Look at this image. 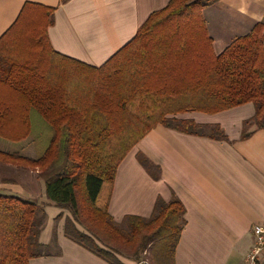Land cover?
Segmentation results:
<instances>
[{
	"label": "trees",
	"instance_id": "1",
	"mask_svg": "<svg viewBox=\"0 0 264 264\" xmlns=\"http://www.w3.org/2000/svg\"><path fill=\"white\" fill-rule=\"evenodd\" d=\"M216 1L170 0L100 66L53 49L52 6L26 2L0 37V137L16 143L30 138L35 150L29 156L0 149V164L36 170L49 202L71 213L65 235L109 264H128L120 245L133 252L129 259L150 251L162 264H175L186 223L178 197H159L149 218L127 215L117 222L108 209L120 163L148 132L162 124L227 139L219 124L176 115L249 102L255 114L242 136H249L251 125L264 128V19L216 53L203 15ZM137 159L159 179L160 168L145 154ZM46 205L0 192V264H31L50 253L51 244L41 241Z\"/></svg>",
	"mask_w": 264,
	"mask_h": 264
},
{
	"label": "crops",
	"instance_id": "2",
	"mask_svg": "<svg viewBox=\"0 0 264 264\" xmlns=\"http://www.w3.org/2000/svg\"><path fill=\"white\" fill-rule=\"evenodd\" d=\"M169 1L0 0V37L17 20L26 2L52 6L56 8L54 24L49 27L53 49L100 66L136 35L152 12ZM219 1L225 4L217 6L218 18L225 23H213L211 27L210 5L203 9L216 53L264 19V0ZM254 114L255 106L249 102L215 113L176 115L198 123L219 124L227 139L158 124L118 167L108 206L114 220L121 222L127 215L149 218L159 197L168 202L176 196L185 206L186 223L175 250V264H241L253 245V227L264 224V128L251 125L249 136H242L244 122ZM138 152L160 168L159 179L138 161ZM7 180L0 179V192L47 203L41 241L51 244L50 253L32 259L31 264H109L65 235V218L71 216L68 210L49 202L43 191L38 197L25 195L15 187V181ZM61 212L63 217L56 220ZM55 230L56 244L52 242Z\"/></svg>",
	"mask_w": 264,
	"mask_h": 264
},
{
	"label": "rangeland",
	"instance_id": "3",
	"mask_svg": "<svg viewBox=\"0 0 264 264\" xmlns=\"http://www.w3.org/2000/svg\"><path fill=\"white\" fill-rule=\"evenodd\" d=\"M222 1L215 2L210 4L209 7V15H211L210 19L208 18V24L211 25L213 23H217L220 25L223 21L221 20V17L218 18L220 15V7H217L218 5L225 4L224 2L221 3ZM225 23V22H223ZM29 140L23 141V143H16V142H11L8 140L3 139L0 137V149H6L7 151H19L21 154L24 155H29V156H34V148L32 142ZM6 144V146H4ZM4 177L7 179H12L13 181L16 182L15 187L19 188L23 194H28V195H33V196H39L42 191L43 194H45V183L44 180L39 177L38 172L36 170H32L29 168L25 167H17L14 165H2L0 164V179ZM80 229L86 230L87 227L84 225L79 226ZM119 245V244H118ZM122 248V254L124 252V256H120V258L128 263V264H162L160 258H157L155 254L151 255L150 251H144V252H139L138 256H133L132 259L127 258L129 255H133V252L128 249L127 247L120 245ZM157 255V254H156ZM139 261V262H138ZM170 264V261L167 262Z\"/></svg>",
	"mask_w": 264,
	"mask_h": 264
},
{
	"label": "built area",
	"instance_id": "4",
	"mask_svg": "<svg viewBox=\"0 0 264 264\" xmlns=\"http://www.w3.org/2000/svg\"><path fill=\"white\" fill-rule=\"evenodd\" d=\"M241 264H264V224L253 227V245Z\"/></svg>",
	"mask_w": 264,
	"mask_h": 264
}]
</instances>
